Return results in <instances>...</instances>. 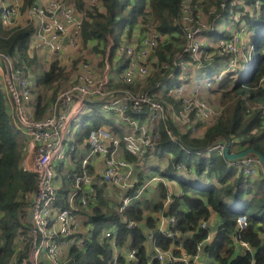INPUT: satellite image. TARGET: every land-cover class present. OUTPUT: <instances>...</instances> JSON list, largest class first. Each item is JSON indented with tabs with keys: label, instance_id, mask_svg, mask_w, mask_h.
Masks as SVG:
<instances>
[{
	"label": "built area",
	"instance_id": "1",
	"mask_svg": "<svg viewBox=\"0 0 264 264\" xmlns=\"http://www.w3.org/2000/svg\"><path fill=\"white\" fill-rule=\"evenodd\" d=\"M80 1L83 2L82 7L78 5ZM220 1L223 10L228 7L235 9L240 4V0ZM203 2L204 0H181L180 22L186 36L182 44L183 53L176 55L172 62L163 64V68L170 73L162 87L156 91L144 90L143 86L156 70V50L161 43L167 41L168 36L155 30L146 16L140 17L132 29L129 26L124 28L113 58L109 51L113 43L111 41L102 69L89 62L91 60L81 64L75 74L76 81L61 91L55 103L48 107L46 115L39 120L34 118L30 106L34 101L32 90L35 86L30 69L18 66L13 58L0 53V76L13 98L15 125L29 139L23 161L24 170L37 177L34 191L26 195L30 201L27 211L29 219L25 224L26 230H21L15 240L16 256L13 264H63L68 249L83 248L90 236L92 228L89 223L84 222L85 217L80 211L90 207L91 197L98 191L96 184L105 186L110 192V198L116 197L118 211L124 212L135 199L144 197L153 183L166 182V177L157 174L145 177L141 182L138 174L142 168L147 171L157 160L154 153L161 139V123L165 124L171 139L178 141L187 132L202 137L222 114V105L219 109L203 97L204 89L214 86L213 81L205 74L203 47H213L206 58H211L216 53L229 57L217 74L216 79L220 81L227 73L238 72L251 63V57L245 52L247 43L243 39L247 26L245 29L240 27L241 15H238L237 24L233 26L235 31H231L229 37L217 40L208 36L212 28L206 16L214 14L215 9L205 13L202 10ZM101 5L99 0H46L23 10V0H0V18L4 25L12 27L20 15H25L24 26L30 23L34 28L32 50L57 54L66 47L72 50L77 48L82 39L86 11L101 8ZM240 47L245 60L249 59L243 63L244 67ZM173 69H177V77ZM175 79L178 84L174 85L171 81ZM117 82L141 86L130 90L118 88ZM168 98L180 101V108ZM90 102L102 103L103 110L116 116L115 125L123 131V135L116 134L112 127H97L89 132L88 151L81 161L82 170L74 174L71 191L60 203L63 185L57 182L54 161L62 159V162H73L71 155L77 151L76 146L65 148V139L72 123L78 117L85 116ZM176 127L180 132L176 131ZM240 140V137L235 136L228 140H216L201 150V153L214 152L225 157L227 147H230V152L238 153L247 149L239 146ZM73 141H76V136ZM127 152L137 161L127 159ZM168 155L172 154L169 152ZM97 161H102L100 174L90 171V167ZM228 162L253 181L263 172L261 162L252 154L244 159ZM177 168L183 172L194 171L193 167L182 163ZM183 194V190L175 194L167 189L164 204H172ZM123 222L130 228L143 225V221L126 218H123ZM177 222L175 215L164 212L160 214L158 231L171 241L167 248L157 243L152 230L145 232L147 247L144 262L139 259L136 248L118 244L117 225L104 228L98 238L100 242L108 241L112 244V264H123L120 262L123 250L126 253L123 255L124 264H209L210 257L205 249L215 233L209 232L205 238L197 240L191 251L185 241L195 231L181 232L175 228ZM249 225L246 214L236 218V230L231 235L230 245L235 252L250 253L253 257L251 264H257L254 258L256 249L242 238V233ZM208 227L207 220H202L199 224L201 229Z\"/></svg>",
	"mask_w": 264,
	"mask_h": 264
},
{
	"label": "trees",
	"instance_id": "2",
	"mask_svg": "<svg viewBox=\"0 0 264 264\" xmlns=\"http://www.w3.org/2000/svg\"><path fill=\"white\" fill-rule=\"evenodd\" d=\"M99 1L102 4L101 8L88 10L84 15L81 43L86 47L91 44L95 53L103 54L105 57L112 41L109 51L113 58L124 28L129 26L132 29L140 17L146 16L155 30L168 36L167 41L161 43L156 50L157 63L154 66L156 70L146 80L145 85L143 84L144 90L160 89L170 73L163 68V64L172 62L176 55L183 53L182 44L186 36L180 22L181 0ZM258 1L261 5H256ZM37 3L38 0H23L22 9L26 10ZM220 3V0H204L202 3V10L205 13L214 8L215 13L211 15L220 13L222 16L213 22L214 27L211 26L212 29L208 36L217 40L229 37V31L222 29L220 31L217 26L220 22L228 20L232 12L241 11L244 17H241L239 23L243 20L247 22L248 38L246 40L248 42L245 52L250 57L253 51L258 52L253 69L248 71L243 80L238 78L239 71H232L218 81L217 74L229 57L214 54L211 58H206V54L213 48L210 45L204 46L203 60L208 74L206 71L205 73L214 83V86L208 90L220 91L222 101L237 95L236 104L231 109L223 111L202 137L193 136L187 132L182 134L181 140L174 141L167 134L165 124L161 123L159 128L161 139L156 146L154 156L158 159L160 157L161 160H168V166L160 170L161 175L176 180L184 191L181 197L169 205L167 213L177 217L178 222L175 226L177 230L195 231L185 241L189 250L192 251L195 242L205 238L212 230L211 227L199 228L200 222L210 220L212 216L217 215L220 217L221 224L216 228L212 241L206 245L205 249L210 257L209 264H251L253 257L250 253H237L230 245L231 235L236 230V218L241 214H246L250 225L242 233V238L248 240L256 249L254 258L257 264H264L263 172L258 180L253 181L243 173H239L238 168L229 164L224 156L214 152L201 153V150L210 146L212 142L221 139L228 140L235 136L241 138L239 146H242V149L253 147L264 154V0H240V6L238 5L235 9L228 7L225 10L221 8ZM78 5L82 7L83 2L80 1ZM248 5L253 6L252 12L246 11L245 6ZM33 32L34 28L30 23L25 26L19 24L7 27L0 18V53L13 58L22 68H31L33 72L40 68V72L34 76L35 86L32 91L36 95L34 101L30 103L34 118L39 120L46 115L48 107L56 101L65 84L71 85L76 81L74 70L78 69L80 62L86 58H73L72 56L71 66L59 59H52L49 67L45 68L39 56L31 54ZM176 70H174L175 77L178 76ZM176 80L171 82H174V85L178 84ZM139 86L141 85L121 83L120 87L133 90L138 89ZM168 100L180 108V101L172 98ZM252 104L253 107H250ZM88 105L95 106L99 103L90 102ZM12 107L11 92L0 76V264H13L15 261V240L21 230H26L25 224L28 223L27 211L30 201L27 200L26 195L34 191L37 181L35 174L24 170L23 161L26 156L28 136L16 127ZM96 117L92 116L91 119L88 113L85 114L80 129L82 132L76 136V148L84 143V139H87L93 128L105 122H112L110 119ZM110 127L116 134L123 135V131L115 124L112 123ZM176 131L180 132V129L176 127ZM85 147H88L87 144ZM169 152L171 156L168 155ZM198 155H200V160L196 162ZM71 156L77 164L75 168L70 167L64 171L63 164L60 162L56 169V179L62 176L63 180L61 187L63 198L60 199V203L71 191L74 174L82 170L81 157L75 159L76 150ZM125 156L131 161H137L128 152ZM180 163L193 167L195 174L205 177L209 183L194 184L190 178L186 179L182 171L177 168ZM151 165H153V171H159L155 162ZM140 179L143 182L145 177L141 176ZM97 188V194L91 197L90 207L80 212L92 228L86 245L83 248L70 247L63 264H112L113 246L108 241L100 242L98 235L104 228L113 225L119 227L118 244L127 248H136L139 259L144 262L146 260V237L143 229L142 227H128L127 223L123 222V218L144 221L145 226L153 230L160 246L164 248L170 246L171 241L156 228L155 219L146 215V212L152 214L163 209L165 186L162 185L160 202L151 204L149 201L135 199L122 213L118 211V204H115L116 197L115 199L107 197L106 187L103 185ZM233 203L238 205L237 210L232 207ZM120 262L124 264L122 254Z\"/></svg>",
	"mask_w": 264,
	"mask_h": 264
},
{
	"label": "rangeland",
	"instance_id": "3",
	"mask_svg": "<svg viewBox=\"0 0 264 264\" xmlns=\"http://www.w3.org/2000/svg\"><path fill=\"white\" fill-rule=\"evenodd\" d=\"M256 5H261V3L258 1V2H256ZM239 6H240V4H239ZM245 7L247 9L246 11H251L252 12L253 6L248 5V6H245ZM238 10H240V8ZM242 14L243 13L241 11L239 13L232 12L228 16V20L224 21V23H227V24H225L226 26H222V27L217 26V28L220 29V31H221V29L224 30V31H229V33L231 34V31H235L234 28H233V26H235L237 24V23H235L236 18L238 17V15H241V17H244V15H242ZM24 17H25L24 15H20L18 17V19L16 20L17 23L23 24L25 22ZM219 17H222L220 15V13H218L217 15H207L206 16V20L210 23L211 26L214 27L213 22L216 21V19H218ZM246 23H247L246 20H243V22L241 23L240 27H244V29H245V27L247 25ZM247 38H248V35H247V32H246L245 35H244V38H243L245 40V43L248 42L246 40ZM219 40H222V39H219ZM92 47L93 46L91 44L86 47V46H84L80 42V43H78L77 48H75L73 50L70 49V53L68 51L67 52L64 51V52H60V53H57V54H51L50 52H45V53L41 54L39 51H34L33 50L31 54L32 55H38L39 56V59H40V62L42 63L43 67H45V68H48L49 67V63H50V61L52 59H55V60L56 59H59V60L65 62L66 64L68 63V65L71 66L72 65V61L70 59H72V56H73V58L74 57L75 58H79V57H85L86 58L84 61H81L80 62V65L83 64V63H87L88 60H91L89 62H91L92 64L98 66V69H102L104 67V57H103V54L95 53L93 51V48ZM246 49H247V47H246ZM211 50H213V49H211ZM240 52L242 53V57H241L242 67H244L243 63L249 61V59L245 60V58L243 57V49L241 47H240ZM216 54L221 55L220 53H216ZM257 56H258V52L257 51H253L251 53V63L248 64V67L242 68L239 71V73H238V78H240V80H243L244 77L247 75L248 71L250 69H253V65H254V62L257 59ZM70 61H71V63H69ZM78 69L74 70V75L76 74V72L78 71ZM104 70H106V67H105ZM30 71H31L32 77H34L35 74H37L38 72H40V68L35 69L34 72L30 68ZM205 71L208 74L207 69H205ZM207 74H206V76H207ZM34 80H35V77H34ZM66 86H69V85L65 84V87L64 88H66ZM116 86L119 88L121 86V83L120 82L119 83L117 82L116 83ZM220 93L221 92L218 91V90L210 91V90L204 89V91H203V97L210 104H213V105L219 107V109H220V105H222V107H223L222 113H223V111H227V110L231 109L236 104V101H237V97L238 96L237 95H233L231 98L228 97L226 100L222 101L221 100V94ZM211 100H212V102H211ZM250 107H253V104ZM103 109L104 108H103V104L102 103H99V105H95V106H89L88 105L87 113L89 114V117L91 119H92V116H97L96 118L102 117V118L107 119V120H109V119L112 120V122H105V123H103L102 125L99 126V127H106L107 128V127H110L112 125V123L115 124L117 118H116V116L111 115V113H109V112H107L106 110H103ZM83 118H84L83 116L78 117L72 123V125L70 126V129H69V131L67 133V137L65 139V144H66L65 148L68 149V148L72 147L73 145H75V141H73V139L75 138V136H77L79 133L82 132V130H80V129H81V124H82ZM81 137H83V136H81ZM199 160H200V155L196 156V162H198ZM60 162L63 164L64 171H66L70 167L75 168L77 166L76 163H71V162H66V161H63L62 162V159H56V161H54L55 164H54L53 168L54 169H57ZM100 162L102 163V161H100ZM94 170H95L96 173H98L96 171V168H94ZM149 173H154L152 167L149 169ZM258 179H255V180H258ZM191 182L194 183V184H202V183H206V179H200V180L193 179ZM114 199H115V197H114ZM115 204H118V202H115ZM232 207L235 210L238 209V205L236 203H233L232 204ZM147 214L150 215L149 212L148 213L146 212V215ZM28 219H29V216H28Z\"/></svg>",
	"mask_w": 264,
	"mask_h": 264
},
{
	"label": "crops",
	"instance_id": "4",
	"mask_svg": "<svg viewBox=\"0 0 264 264\" xmlns=\"http://www.w3.org/2000/svg\"><path fill=\"white\" fill-rule=\"evenodd\" d=\"M39 3H43V2H46V0H38ZM25 16V15H24ZM24 19L26 20V16L24 17ZM25 23V22H24ZM24 23L23 24H20V23H16L15 25H22L24 26ZM225 24L227 23H224V22H220L219 24V27H222V26H226ZM72 50V49H71ZM65 52H69L70 53V47H66ZM62 51V52H64ZM41 54L45 53V51H39ZM68 56V55H67ZM71 68V67H70ZM75 76V75H74ZM36 93H33V96H35ZM57 100V99H56ZM55 103V102H54ZM54 103H52L51 105H53ZM50 105V106H51ZM49 106V107H50ZM47 113V112H46ZM34 116V115H33ZM85 117V116H84ZM29 140V139H28ZM85 144H87V139L84 140V143L82 145H79L77 146V151H76V154H77V157L75 159H79V157H81V161L82 159L85 157V155L87 154V151H88V147L86 148L85 147ZM88 146V145H87ZM28 147V146H27ZM77 161V160H76ZM71 163H75V161L71 162ZM155 166L156 167H159V171H154V173H149V169L151 167H153V165H151L149 168H147L145 171L144 168L140 169L138 174H139V177L141 178L142 177H152L153 175H161V172L160 170H163L165 169L167 166H168V160L164 159V160H161L160 157L159 159L157 158V160H155ZM102 167V163L100 161H97L95 164L92 165V167H90V171L95 173V170L94 168H96V171L100 174V169ZM57 171V170H56ZM182 173L184 174L185 178L187 179L190 178L191 180L193 179H197V180H200V179H205V177H200L198 176L197 174H195V171H192V172H183ZM98 174V175H99ZM100 176V175H99ZM162 176V175H161ZM165 177V176H164ZM57 182L58 183H62L61 185H63V180H62V176H58L57 178ZM211 182V181H210ZM206 183H209L208 180H206ZM162 185L166 187V190H165V196L164 198L166 197V193H167V189H171L175 194L177 193H180L183 189L179 186L178 182L174 179H169L168 177H166V182H160L159 183H153V185H151L147 191L145 192V195L144 197H142L141 199L139 200H143L144 202L145 201H149L151 204L152 203H158L162 200ZM96 186H102L100 184H96ZM97 188V187H96ZM98 190V189H97ZM105 194L107 197H110V192H108L105 188ZM163 198V209H161L160 211H157V212H154L148 216H152L155 221H156V228L158 229V221H159V217H160V214L161 213H167L168 212V208H169V205H165L164 204V199ZM81 212V211H80ZM169 214V213H167ZM208 223H209V227L212 228V230L210 232H214L216 231V228L219 227V225L221 224V220H220V217L217 216V215H214L212 216V218L210 220H207ZM86 223V218H85V221ZM142 229H143V232L145 234V232L149 231V230H152L151 228L149 227H146L145 226V222L143 221V225H142ZM148 229V230H147ZM153 231V230H152ZM145 247H147V242L145 243ZM150 249V245H149V248ZM238 253V252H237ZM242 253V252H241ZM122 255H125V251L123 250V252L121 253Z\"/></svg>",
	"mask_w": 264,
	"mask_h": 264
},
{
	"label": "water",
	"instance_id": "5",
	"mask_svg": "<svg viewBox=\"0 0 264 264\" xmlns=\"http://www.w3.org/2000/svg\"><path fill=\"white\" fill-rule=\"evenodd\" d=\"M251 154L255 155L259 159V161L261 162V166H262V170H263V174H264V154L261 151L255 149L253 147H249V148H247L243 151H240L238 153L230 152V147H227L225 150V158L228 161H236L239 159H244Z\"/></svg>",
	"mask_w": 264,
	"mask_h": 264
}]
</instances>
